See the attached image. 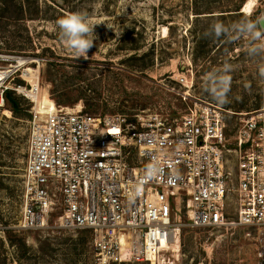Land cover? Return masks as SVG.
Masks as SVG:
<instances>
[{
  "label": "rangeland",
  "instance_id": "rangeland-1",
  "mask_svg": "<svg viewBox=\"0 0 264 264\" xmlns=\"http://www.w3.org/2000/svg\"><path fill=\"white\" fill-rule=\"evenodd\" d=\"M247 1L0 0V70L24 61L0 83V97L8 90L19 104L14 111L4 95L0 100V264H94L89 230L15 228L22 209L31 110L36 106L44 119L38 108L44 97L57 106L83 104L92 114L128 116L163 108L182 113L201 99L236 113L228 117L231 134L240 115L264 107V77L259 74L264 53L250 54V49L264 47V40L232 31L227 38L205 36L216 21L238 26L264 16V0H254L248 11ZM72 12L84 13L96 25L87 60L67 48L57 26ZM224 65H231V86L227 103L220 104L206 91L205 81ZM27 68L36 70L38 78L29 81ZM34 81L36 100L18 91L30 90ZM228 201L234 214L235 195ZM56 219L55 213L50 225ZM181 221L187 218L182 215ZM258 248L250 227L184 226L178 264H259Z\"/></svg>",
  "mask_w": 264,
  "mask_h": 264
},
{
  "label": "built area",
  "instance_id": "built-area-1",
  "mask_svg": "<svg viewBox=\"0 0 264 264\" xmlns=\"http://www.w3.org/2000/svg\"><path fill=\"white\" fill-rule=\"evenodd\" d=\"M77 106L32 107L15 228L89 230L94 264H178L184 226L250 227L264 264V107L231 134L236 113L201 99L176 114Z\"/></svg>",
  "mask_w": 264,
  "mask_h": 264
},
{
  "label": "clouds",
  "instance_id": "clouds-1",
  "mask_svg": "<svg viewBox=\"0 0 264 264\" xmlns=\"http://www.w3.org/2000/svg\"><path fill=\"white\" fill-rule=\"evenodd\" d=\"M57 26L61 32L62 38L67 48L76 58L83 57L88 59V52L93 47L96 25L92 24L88 17L81 12H72L60 18ZM247 34L254 41L264 40V17H258L255 20H246L238 26H228L221 21H216L211 25L210 31L205 36L214 38H227L229 32ZM264 53V47L250 49V54L259 56ZM232 71L231 65H224L220 71L208 75L205 83L209 85L206 88L213 99L220 104L227 103V94L230 91ZM260 76L264 77V71L260 70Z\"/></svg>",
  "mask_w": 264,
  "mask_h": 264
},
{
  "label": "bare ground",
  "instance_id": "bare-ground-1",
  "mask_svg": "<svg viewBox=\"0 0 264 264\" xmlns=\"http://www.w3.org/2000/svg\"><path fill=\"white\" fill-rule=\"evenodd\" d=\"M254 3H255L254 0H248L246 2V4H245V10L246 9H247V11H248V9L251 10L253 8V6H254ZM167 31H168V28L167 27H164V32L166 33ZM17 63L18 64L15 65V66L14 65H10V66H7V68H5V69L0 70V83H3L11 75L12 72H14L16 69H18L19 66L23 65L24 64V61H23V59L20 58V59H18ZM24 75L31 82L34 79L38 78L37 77V71L36 70H33L31 68L25 69L24 70ZM35 81L33 82V88H32V90H29L28 88H22V87H20L18 89V91L20 93L26 94L31 99L36 100L37 99L36 88H37L38 84ZM82 106H83V104H82ZM77 107L80 108L79 105ZM38 108L41 111V113H43L45 115V118H47L48 115H49V113H52V112H54L56 110L57 105L55 104V102L52 99L47 98V97H44L41 100V102L39 103ZM178 247H179V244L178 243L173 244V248H174L175 251H178Z\"/></svg>",
  "mask_w": 264,
  "mask_h": 264
},
{
  "label": "trees",
  "instance_id": "trees-1",
  "mask_svg": "<svg viewBox=\"0 0 264 264\" xmlns=\"http://www.w3.org/2000/svg\"><path fill=\"white\" fill-rule=\"evenodd\" d=\"M236 10L239 11L240 8L237 7ZM226 11H227V10H226ZM239 14L242 15V12H239ZM23 16H24V14H23ZM3 95H4V97H5L6 100H8V101L11 102L12 109H13L14 111H18V110H19V104H18L17 100L15 99V97L12 96V93H11L10 91H8V90H5V91L3 92ZM85 110H86V109H85ZM86 111H87V110H86Z\"/></svg>",
  "mask_w": 264,
  "mask_h": 264
},
{
  "label": "water",
  "instance_id": "water-1",
  "mask_svg": "<svg viewBox=\"0 0 264 264\" xmlns=\"http://www.w3.org/2000/svg\"><path fill=\"white\" fill-rule=\"evenodd\" d=\"M264 17V16H263Z\"/></svg>",
  "mask_w": 264,
  "mask_h": 264
}]
</instances>
